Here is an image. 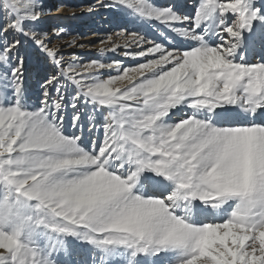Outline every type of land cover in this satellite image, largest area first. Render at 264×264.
I'll return each mask as SVG.
<instances>
[{"label":"snow or ice","instance_id":"6c2138e0","mask_svg":"<svg viewBox=\"0 0 264 264\" xmlns=\"http://www.w3.org/2000/svg\"><path fill=\"white\" fill-rule=\"evenodd\" d=\"M98 9L122 60L0 0V264H264V0Z\"/></svg>","mask_w":264,"mask_h":264},{"label":"rangeland","instance_id":"374dc122","mask_svg":"<svg viewBox=\"0 0 264 264\" xmlns=\"http://www.w3.org/2000/svg\"><path fill=\"white\" fill-rule=\"evenodd\" d=\"M94 2L95 0H45L46 5L52 11L46 14L43 26L49 30L64 28L66 34L63 40L68 41L75 38L79 44H83L84 47L65 49V51L75 52L83 61L92 59H101L105 62L122 60L123 56L119 52L100 53L101 45L99 41L109 34H112L113 40H116L114 33H117L121 27L114 28L111 27V24L119 25L122 23V27L126 26L129 29H133L134 26L113 17L103 9L89 12V6ZM179 3H183V0H180ZM58 9H60V12H58ZM71 14L77 17L72 18ZM88 34L93 36L90 37L91 35ZM125 63H131V61H125Z\"/></svg>","mask_w":264,"mask_h":264},{"label":"bare ground","instance_id":"6f19581e","mask_svg":"<svg viewBox=\"0 0 264 264\" xmlns=\"http://www.w3.org/2000/svg\"><path fill=\"white\" fill-rule=\"evenodd\" d=\"M179 1L180 0H177V2L179 3ZM61 8V7H60ZM58 12H60V9H58ZM71 17L72 18H75V17H77V16H73V14H71ZM122 23H120L119 25H117V24H111V27H114V28H118V27H122ZM93 34V33H92ZM92 34H88V35H91L90 37H92L93 35ZM115 34V33H114ZM88 38V37H87Z\"/></svg>","mask_w":264,"mask_h":264}]
</instances>
